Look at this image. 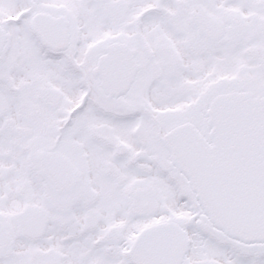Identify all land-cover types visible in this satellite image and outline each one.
<instances>
[{
  "label": "snow or ice",
  "instance_id": "6c2138e0",
  "mask_svg": "<svg viewBox=\"0 0 264 264\" xmlns=\"http://www.w3.org/2000/svg\"><path fill=\"white\" fill-rule=\"evenodd\" d=\"M0 264H264V0H0Z\"/></svg>",
  "mask_w": 264,
  "mask_h": 264
}]
</instances>
